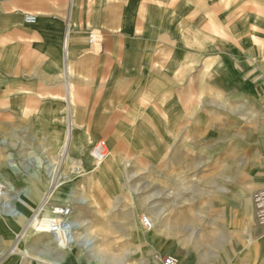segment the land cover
<instances>
[{
    "label": "crops",
    "instance_id": "0c3cea01",
    "mask_svg": "<svg viewBox=\"0 0 264 264\" xmlns=\"http://www.w3.org/2000/svg\"><path fill=\"white\" fill-rule=\"evenodd\" d=\"M31 14L37 18L32 25L26 22V16ZM253 14L259 15L255 20L264 22V0H0V128L11 133L30 132L33 140H38L42 132L48 147L52 145L51 132L55 131L53 140L60 157L52 156L44 163L60 161L66 148L68 166L73 160L71 154L86 159L90 144L99 143L105 135L104 126L114 128L111 143L121 133H130L127 127L136 121L131 123L127 110L145 106L155 93L159 95L161 84L168 87L175 82L173 72L189 56L191 36L203 35L209 26L220 32L235 26L234 30L242 32L246 39L250 35L244 24ZM93 31L104 38L99 48L89 44ZM135 98L140 103L130 104ZM163 100V104L168 102L166 97ZM168 118L169 124L173 119L170 115ZM20 145L28 147L26 143ZM109 153L115 161L107 165L101 181L92 177L91 184L87 173L74 189L92 198L74 217L92 225L102 258L92 260L89 251L78 246L69 249L71 258L67 250L52 256L45 248L24 247L28 236L22 240L20 251L14 250L37 206L44 201L64 204L44 198L57 187L51 185L48 169L46 173L41 168L28 170L26 175L10 163L15 181L20 182L25 175L31 177L27 179L29 185L20 190L29 191L28 201L12 199L17 208L26 207L28 215L11 221L3 217L0 221V264H21L18 256L31 259V254L48 264L117 261L116 252L105 243L89 215L93 212L102 217V210L115 209L117 190L109 186V178L120 163L113 150ZM60 172L67 179L58 189L70 183L67 169ZM60 172H56L57 176ZM72 175L81 176L75 170ZM226 189L220 190L231 192ZM233 195L229 202H211L209 194L205 197L202 211L207 213H199L198 217L207 218L209 230H200L199 236L191 228L183 227L182 231L161 206L150 207L151 196L141 198L138 208L128 215L131 222L127 230L134 243L120 264H165L168 257H175L179 264H264V236L258 235L263 231L254 222V197L250 194L240 201L238 195ZM170 201L177 206L180 200L175 196ZM140 211L156 217V230H145ZM168 221L177 228L169 226ZM83 231L85 227L81 233H87ZM183 232L191 235L183 236ZM217 232L221 233L213 240ZM77 248L83 254L78 255ZM8 250L10 255H6Z\"/></svg>",
    "mask_w": 264,
    "mask_h": 264
},
{
    "label": "rangeland",
    "instance_id": "374dc122",
    "mask_svg": "<svg viewBox=\"0 0 264 264\" xmlns=\"http://www.w3.org/2000/svg\"><path fill=\"white\" fill-rule=\"evenodd\" d=\"M250 17V21L244 24L250 35L246 39L242 37V32L234 30L235 26L222 32L209 26V29L204 28L203 35L191 36L193 41H190L189 56L173 72L175 82L168 87L161 84L160 91H157L160 96L155 93L154 99L151 98L145 106L127 110L131 123L136 121L127 127L130 133H121L111 143L110 133L114 128H102L105 135L99 138V143L105 141L108 150L116 153L120 163L109 178V186L117 190V199L112 211L103 207L102 217L93 212L89 215L97 231L104 235L105 243L116 252L117 261L114 264L126 260L128 253L125 252L134 243L127 230L131 222L128 215L138 208L141 198L151 196L150 207L161 206L168 219L178 223L182 231L183 227L191 228L199 236L200 230H209L207 218L198 217L199 213H207L202 211L205 197L210 196L208 200L211 202H229L236 194L243 201L244 196L251 194L253 198L256 191L264 189V22L255 20L259 15ZM99 45L95 46L99 48ZM165 97L168 102L163 104ZM131 102L140 103L136 98ZM169 115L173 121L168 124ZM103 132L100 131L102 135ZM54 133L51 132L52 145L48 147V144L44 145L42 132H39L38 140H33L30 132L11 133L0 128V141H4L0 145V185L6 190L15 189L7 191L6 197L16 196L29 185L27 179L31 177L26 178L28 170L41 168L46 173L49 165L44 161L52 156L60 157V150L56 151L53 140ZM21 142L28 147L21 146ZM99 143L90 144L86 159L83 157L80 160L78 155L71 154L73 160L69 162L70 166L67 165L68 158L65 160L66 147L60 161H55L59 166L57 172L67 169L70 183L55 189L53 199L64 205L68 203L74 208L76 216L85 206L77 203L74 197L71 198L77 202H69L70 198L60 197V194L70 189L75 191L78 181L85 179L86 174L93 170L91 153ZM10 163L26 174L20 182L15 181ZM74 170L81 176L73 178ZM49 171L51 185L53 182L54 185L59 182L60 186L65 184L67 178L63 172L58 176L54 172L56 179L52 182ZM91 176L89 181L92 184ZM222 188H230L231 192L222 193ZM76 193L80 199L83 196L90 198L89 195ZM175 196L180 200L177 206L170 201ZM54 205L60 204H49L48 207ZM139 213L141 219L147 215L143 211ZM167 223L177 228V225ZM89 231L83 232H87V239L91 236L94 240L95 231ZM219 233L214 234L212 239H216ZM82 235L80 233L78 237ZM181 235L191 234L183 232ZM258 235L264 236V233L259 231ZM26 236L29 239L24 242V247L45 248L52 256L65 253L56 249L50 236L28 232L25 236L20 235L15 244H18L19 251ZM9 250L6 255H10ZM77 250L78 255L83 254L80 248ZM31 256V259L23 255L18 257L25 264L27 261L48 264L41 262V257Z\"/></svg>",
    "mask_w": 264,
    "mask_h": 264
},
{
    "label": "built area",
    "instance_id": "2783aa9c",
    "mask_svg": "<svg viewBox=\"0 0 264 264\" xmlns=\"http://www.w3.org/2000/svg\"><path fill=\"white\" fill-rule=\"evenodd\" d=\"M37 18L35 15H27L26 22L28 24L35 23ZM102 36L97 31L91 32L89 36V44L92 46L99 45ZM67 45V39L65 47ZM4 144V141H2ZM1 143V141H0ZM1 145V144H0ZM108 147L106 142H100L93 150L94 159L102 162L108 156ZM2 199V198H0ZM39 207L32 215L26 226V230L35 235L51 236L54 246L60 250H69L76 246L83 248L84 242L77 241V234L81 231V226L74 217V208L69 205H54L51 208ZM253 207L255 210L254 222L264 233V189L256 191L253 198ZM144 225L147 229H151V222L147 216L143 217ZM84 249V248H83ZM165 264H179L175 257L164 259Z\"/></svg>",
    "mask_w": 264,
    "mask_h": 264
},
{
    "label": "bare ground",
    "instance_id": "6f19581e",
    "mask_svg": "<svg viewBox=\"0 0 264 264\" xmlns=\"http://www.w3.org/2000/svg\"><path fill=\"white\" fill-rule=\"evenodd\" d=\"M32 24H34V23H32ZM69 33L70 32L68 31L67 32L68 38H69ZM67 42H68V39H67ZM93 47L96 48L97 46H93ZM2 143L3 142L1 140L0 144L2 145ZM91 158H92V162L91 163L93 164V168H92L93 170H90V172H88V174H89V176H90V174L93 175V176H91V178L92 177H93V179L97 178L99 181H101L102 174H103L105 168L107 167V165L109 163L112 164L115 160L112 159V156H110V153L108 151V156L102 162H98V161H96L94 159L93 149H92V153H91ZM47 163L49 165L48 169L50 170L49 171V175L52 176V182H53L56 179L55 176H54V172L56 173L58 171L59 166L55 163V160L49 161V162L47 161ZM53 184H54V182H53ZM56 186H57V188L56 187L53 188V191H49L48 193L45 194V196H44V198H46L45 200H47V198H50V199L54 198V196L56 195V190H58V187L60 186V182L58 184L56 183ZM7 191L10 192L9 189L6 190V188L4 186L0 185V198H2V199H0V206H1V209H2V217H4V219H6L8 221H11V220H14L15 218H17L18 216L28 215V211L26 210V207L21 206L20 209L17 208L16 206L13 205V203H12L13 200L12 199L13 198H17V200L25 202L26 201V197H28L29 194H30L29 191H23V192H20V194L17 193L18 194V195L16 194L17 197L16 196L6 197L7 196L6 194L8 193ZM62 195L65 198H67V199L70 198L69 202H71V200H74L71 197L76 198L78 202L76 200H74V201H76L80 205H85V204L88 205L91 202V200H92V199H90L88 197L86 198L85 196H83L80 199V197L77 196L78 194L75 191L71 190V189L65 191L64 193L62 192V194H60V197H62ZM5 197L7 199L4 201L3 199ZM45 206H47V201L46 202L44 201L43 203H41V205L37 206V208L45 207ZM37 208L35 209V211L37 210ZM147 217L149 218V220L151 222V229H147L145 227L143 218H142L141 222H142L145 230H147L148 232H152V231L156 230L155 228H156V225H157V219H156V217L154 218L152 215H148ZM78 222H79V224L81 226V230H82V227H85L86 231L91 230L92 225L91 224H88V225L85 224V220L84 219H80V221H78ZM138 224H140V223H138ZM27 232L28 231L26 229L23 232H21V237L25 236L27 234ZM80 233H81V231L78 232V234H77V241L84 242V247L83 248L86 251H89L88 252L89 253L88 257L92 258V260H95V261L100 259V257H102V255H101V250L99 248L98 242L96 240L91 239L90 237H89V239H87L86 238V234L82 235L81 237H78V235ZM146 234H147V232H146ZM141 236H142V234H141ZM14 250L15 251H19L18 250V244L14 247ZM71 250H67V252L70 253L69 256H71V252H72Z\"/></svg>",
    "mask_w": 264,
    "mask_h": 264
}]
</instances>
